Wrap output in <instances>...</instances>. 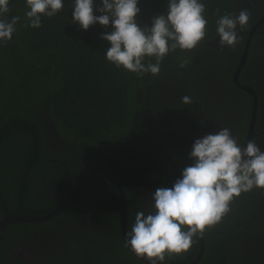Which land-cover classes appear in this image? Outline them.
Returning a JSON list of instances; mask_svg holds the SVG:
<instances>
[{"label": "trees", "instance_id": "1", "mask_svg": "<svg viewBox=\"0 0 264 264\" xmlns=\"http://www.w3.org/2000/svg\"><path fill=\"white\" fill-rule=\"evenodd\" d=\"M202 2L206 5L205 18L208 20L205 41L191 52L177 50L170 53L163 61L158 76L150 73L138 76L122 68L117 69L106 60V51L110 45L100 37L106 31H111V25L105 28L97 23L84 31L78 24L72 23L74 0H63V10L54 17H42V27L38 29L23 26L26 23L25 0H10L9 17H21L15 26L16 32L12 40L7 44H0V195L7 202L11 214H48L83 179L110 174L117 175L116 178L126 187L131 197L129 207H133V196L123 167L127 160L123 150L118 151V156L122 158L118 169V156L112 159L111 168L110 163L92 168L89 163L96 162L94 156L97 152L91 158L84 157L83 153L99 147L105 149L115 138L132 131L133 143L140 150L143 149L147 142V137L143 135L145 126L142 121L148 112V101L144 98L146 89L160 78L169 77L171 73L179 72L180 77L183 71H188L201 45L218 36L215 31V21L219 18L217 9L219 15L237 14L240 6V0ZM100 3L101 0H94L95 6L98 7ZM167 5L168 0H139L141 12L137 21L140 26L150 27L153 17L166 13ZM94 14L101 13L95 11ZM252 14L258 17L251 20L244 29L246 34L264 12L254 9ZM256 36L264 38V25L256 31ZM184 61L188 62L181 67ZM233 88L241 96L246 94L234 86ZM255 90L260 92L259 87H255ZM246 99L245 122L242 127L245 135L251 107V98L246 96ZM201 104L203 106L204 102L201 101ZM53 131L65 141L80 144L81 153L77 151L71 158L67 154L57 156L48 145V135ZM259 132L260 129L257 133ZM140 140L141 144L138 143ZM150 140L152 138L148 137L149 142ZM72 158L78 162H74ZM178 159L183 162V166L192 164L189 155ZM62 163L73 166L69 167L70 172L67 169L61 171ZM45 164L51 168L49 173L43 172ZM178 169L180 166L167 176V182ZM42 173L48 175L45 181L52 180L57 184L59 192L56 201L50 199L46 209L34 212L25 203L35 192H31L30 196L24 194L23 186H28V183L31 186L32 178ZM41 185L42 182L38 186ZM112 188L113 185L108 181L85 186L73 197L63 214L79 209L84 203L87 207L102 205L100 207L107 212L106 217L110 223V205L114 204L115 218H112V222L118 232L119 197ZM42 190L41 186L38 191L42 194ZM259 190L261 189L244 193L234 200L238 205L237 217L243 216L247 220L236 227L237 233H248L246 227L249 226L253 232L252 237H264V227L257 224L259 217L254 218V210L250 205L252 196ZM4 215L5 208L0 203V219ZM235 220V217H228L224 223H229L228 226L232 227ZM220 233L219 223L205 234L206 254L214 250L211 248L214 246L213 242L220 246V240L213 241ZM222 237L220 235L219 238ZM198 248L197 243L192 250L196 252ZM220 248L224 249L222 246ZM125 250L127 251L126 248Z\"/></svg>", "mask_w": 264, "mask_h": 264}, {"label": "flooded vegetation", "instance_id": "2", "mask_svg": "<svg viewBox=\"0 0 264 264\" xmlns=\"http://www.w3.org/2000/svg\"><path fill=\"white\" fill-rule=\"evenodd\" d=\"M244 9L250 12V22L258 17L252 14L254 9L260 13L264 12V0H240L237 14ZM263 25L264 22L257 30ZM250 31L247 34L244 29L238 32L242 39L235 49L220 48L218 36L209 40L201 45L194 63L188 71H183L182 76L179 77V72L171 73L169 77L160 78L158 82L155 81L146 89L144 98L148 101V112L142 121L145 126L143 135L147 137V142L142 150L133 143L132 131L130 134L124 133V136L115 138V141L107 145L105 149L99 147L94 151L88 150L83 153L84 157L91 158L97 152L94 156L96 162L89 163L92 168L106 166L109 163L111 168L112 159L118 156L119 149L126 154L127 160L124 161L123 167H125L133 196V207L130 209L131 197L126 187L122 185L128 203V232L134 224L138 211H143L145 214L154 211L152 196L155 190L161 186L172 187V183L176 181V175L191 165L183 166V162L178 158L189 155L196 139L226 127L232 130L242 145H246L253 119L255 98L240 85L249 87L256 94L257 109L252 139H256L258 147L264 151V38L256 36L255 31L249 39ZM246 47L248 49L245 64L236 74ZM233 86L246 94L241 96ZM255 87H259V93L256 92ZM185 95L192 98V105L182 103L181 98ZM246 96L251 98V107L245 135L242 127L245 122L243 119L247 103ZM201 101L204 102L203 106ZM259 129L260 132L257 133ZM148 137L152 138L150 142ZM141 142V140L138 141L140 144ZM48 145L57 156L67 154L71 158L77 151L81 153L80 144L75 141L73 143L65 141L54 131L48 135ZM117 158L120 160L116 163L118 169L122 158L120 155ZM72 160L78 162L77 159L72 158ZM178 166L180 169L167 182V176ZM69 167L73 166L62 163L61 171L67 169L70 172ZM50 170L51 168L45 164L43 172L49 173ZM110 176L116 178L117 175L110 174ZM47 179V174H38L32 178L31 186L28 183L29 188L23 186L24 194L29 195L35 192V195L28 197L25 203L34 212L46 209L49 201L57 200L59 187L52 180L45 181ZM40 182H42V194L38 191L41 188L38 186ZM112 185V190L117 192L119 197L118 189L114 184ZM0 203L5 208V215L0 222L6 215H36L33 213L11 214L7 202L1 195ZM85 204L66 214H63L64 208L59 215L44 223H19L5 227L0 233V264H145L124 246L121 229L117 232L112 222V218H115L114 204L110 205L112 207L110 223L106 217L107 212L100 207L102 205L87 207ZM250 205L254 210V218L259 217L257 224L264 227V190H259L252 196ZM237 206L233 202L231 204L233 211L231 210L220 223V235L223 237L219 238V235L213 239V241L220 240V246L224 249L213 242L214 246L211 244V248L214 250L206 254L207 245L204 237V249H201L198 241L199 248L196 252L191 249L183 257L166 259L164 262L189 264L199 258L195 264H264V237H252L249 226L246 227L248 233L236 231L240 223L247 221L243 216L237 217ZM228 217L236 218L234 226L230 227L229 223H224L225 218ZM200 254L201 257H199Z\"/></svg>", "mask_w": 264, "mask_h": 264}, {"label": "clouds", "instance_id": "3", "mask_svg": "<svg viewBox=\"0 0 264 264\" xmlns=\"http://www.w3.org/2000/svg\"><path fill=\"white\" fill-rule=\"evenodd\" d=\"M139 0H74L72 23L87 31L100 24L111 31L101 35L110 45L106 60L117 69L143 76H158L165 58L173 52H191L205 41L208 20L202 0H168L167 11L152 18L151 26L141 27L137 16ZM10 0H0V44H7L16 32L20 16L9 13ZM24 27H42V17H54L64 8L63 0H25ZM95 11L101 13L94 14ZM216 34L220 48L235 49L242 37L238 34L249 25L250 12L219 15ZM239 29V31H238ZM154 61V62H152ZM188 61H184V67ZM184 105L193 100L185 95ZM192 161L172 187H159L152 201L154 211H138L125 247L138 259L162 264L166 259L183 257L205 234L222 222L231 204L242 194L264 190V151L256 139L245 145L231 129L220 128L198 138L189 153Z\"/></svg>", "mask_w": 264, "mask_h": 264}, {"label": "water", "instance_id": "4", "mask_svg": "<svg viewBox=\"0 0 264 264\" xmlns=\"http://www.w3.org/2000/svg\"><path fill=\"white\" fill-rule=\"evenodd\" d=\"M263 22H264V16L251 29V31L249 33V39L254 35L255 31L262 25ZM247 49L248 48L246 47V50H245L244 55L242 57L241 64L239 65V69L236 72V74L241 69V66L243 64H245L244 62L246 61ZM240 87L243 90H246L249 93H251L254 96V98H255L253 119H252L250 133H249V138H248V140H251L252 137L254 136V124H255L256 109H257V97H256V94L254 93V91L252 89H250L249 87L242 86V85H240ZM182 171L179 172L176 175L175 180H177V177L182 175ZM101 181H108V182L114 184L116 186V188L118 189L119 200H120V202H119L120 203V205H119V210H120L119 211V214H120L119 222H120V229H121V232H122V236H123V239H124V242H125L126 233L128 232V226H127V223H128V203H127V198H126L123 186L120 183V181L118 179H116L114 176H110V175H94L92 177H89L87 179H84V180L80 181L77 185H75L70 190V192L65 196V198L58 204V206L52 212H50L48 214H45V215H17V216L6 215V217L0 222V233L8 225L19 224V223H44V222H47V221L53 219L54 217H56L57 215H59L63 211L65 206L68 204V202H70L72 197L78 191H80L82 188H84L85 186H87L89 184H92V183H95V182H101ZM174 183L175 182L172 183V186H173ZM199 244L201 246V249H204V246H205L204 237H203V239L199 240ZM129 250H130V248H129ZM199 257H201V254H200ZM198 259L199 258H197L196 261L194 260L195 262L193 261L192 263H189V264L197 263ZM139 260L144 262L145 264H149V262L146 261V260H143V259H139Z\"/></svg>", "mask_w": 264, "mask_h": 264}]
</instances>
